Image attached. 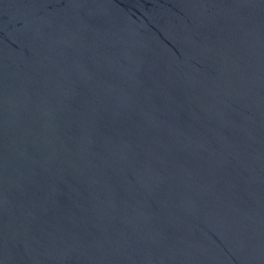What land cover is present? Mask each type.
<instances>
[{"label":"water","instance_id":"1","mask_svg":"<svg viewBox=\"0 0 264 264\" xmlns=\"http://www.w3.org/2000/svg\"><path fill=\"white\" fill-rule=\"evenodd\" d=\"M0 264H264V0H0Z\"/></svg>","mask_w":264,"mask_h":264}]
</instances>
